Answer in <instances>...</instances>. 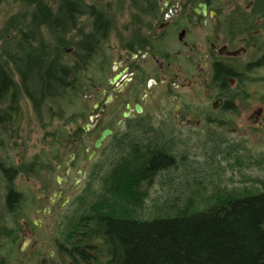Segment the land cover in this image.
Wrapping results in <instances>:
<instances>
[{
  "label": "flooded vegetation",
  "instance_id": "flooded-vegetation-1",
  "mask_svg": "<svg viewBox=\"0 0 264 264\" xmlns=\"http://www.w3.org/2000/svg\"><path fill=\"white\" fill-rule=\"evenodd\" d=\"M153 2L139 19L126 5L124 16H81L57 34L41 26L27 37L31 54L21 34L6 35L14 40L0 48L10 79L0 95V216L19 218L8 264H74L57 253L58 231L82 196L98 194L113 152L140 148L147 122L175 142L230 131L239 116L249 122L243 133L264 131V0ZM23 55L42 56L54 73L39 97L20 74ZM33 134L42 144L34 154ZM24 228L30 241L19 251Z\"/></svg>",
  "mask_w": 264,
  "mask_h": 264
},
{
  "label": "trees",
  "instance_id": "trees-1",
  "mask_svg": "<svg viewBox=\"0 0 264 264\" xmlns=\"http://www.w3.org/2000/svg\"><path fill=\"white\" fill-rule=\"evenodd\" d=\"M153 1L107 0L106 6H88L84 0H0L24 9V13L4 21L0 48L9 49L14 39L10 36L7 40L6 35L17 32L21 34L16 39L19 48L31 54L27 37L40 32L41 26L57 34L61 28L67 31L81 16L115 18L126 5L129 16L139 19ZM100 23H95L96 32L103 31L97 28ZM17 65L35 97L41 95L46 79L50 88L54 85V73L50 67L43 69L42 56L23 55ZM9 85L8 72L1 68L0 95ZM145 129L149 132L140 141V148L114 151L113 164L104 171L98 194L82 196L75 210L66 216L64 229L59 228L56 235L58 255L73 260L76 257L74 264H264L263 180L250 181L251 186L245 189L215 191L202 208L194 207L193 196L185 201L173 197L161 200L151 211L152 205L145 214L147 190L156 178L185 162L177 157L176 143L164 133L165 129L152 132L156 129L148 122ZM226 151L225 155H214L225 161L233 155L232 150ZM15 201L16 197L9 195L7 207ZM8 218L13 223L19 219L1 216L0 264L10 263L2 253L5 244L15 245L19 240L15 229L5 227Z\"/></svg>",
  "mask_w": 264,
  "mask_h": 264
},
{
  "label": "rangeland",
  "instance_id": "rangeland-1",
  "mask_svg": "<svg viewBox=\"0 0 264 264\" xmlns=\"http://www.w3.org/2000/svg\"><path fill=\"white\" fill-rule=\"evenodd\" d=\"M86 1L91 3L95 0ZM18 13H24V9L16 3H0V28L5 19ZM243 117L233 119L230 131L213 130L209 133L207 140L186 139L184 136L185 138L181 137L182 140L176 141L175 153L185 162L183 165L180 164L176 170L164 172L156 178L147 190V199L144 204L147 208L145 214H149L152 205L151 211L166 198L175 197L185 201L193 196L194 207L198 209L205 205L207 198L215 191L224 188L227 190L245 189L251 186L250 181H264V131L243 133L249 123L244 121ZM149 123L155 127L157 122ZM39 138L40 135L33 134L32 149L29 148V153L34 154L40 149L42 144ZM224 149L228 150L227 153L232 150L233 155L222 161V156L218 157L214 154L223 152ZM223 155H225L224 152ZM196 183L201 185L196 187ZM4 224L6 228L15 229L9 218L5 219ZM16 246L17 244H5L2 252L11 262L15 261Z\"/></svg>",
  "mask_w": 264,
  "mask_h": 264
},
{
  "label": "water",
  "instance_id": "water-1",
  "mask_svg": "<svg viewBox=\"0 0 264 264\" xmlns=\"http://www.w3.org/2000/svg\"><path fill=\"white\" fill-rule=\"evenodd\" d=\"M137 110L140 111L139 108H137ZM109 134H110V131L109 130L104 131L102 133L101 137L95 142L94 147L95 148H99L100 145H101V143L105 139V137L107 135H109ZM29 241H30V237L28 236V234L26 232V229L24 228V234L22 236V241H21V244L19 246V251H22L27 246V244H28Z\"/></svg>",
  "mask_w": 264,
  "mask_h": 264
}]
</instances>
